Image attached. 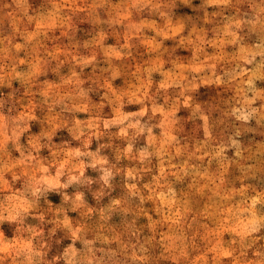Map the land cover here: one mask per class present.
I'll return each mask as SVG.
<instances>
[{
    "label": "rangeland",
    "instance_id": "374dc122",
    "mask_svg": "<svg viewBox=\"0 0 264 264\" xmlns=\"http://www.w3.org/2000/svg\"><path fill=\"white\" fill-rule=\"evenodd\" d=\"M0 264H264V0H0Z\"/></svg>",
    "mask_w": 264,
    "mask_h": 264
}]
</instances>
